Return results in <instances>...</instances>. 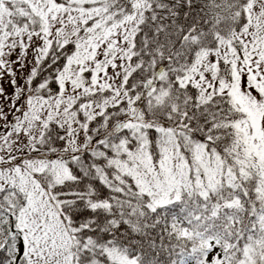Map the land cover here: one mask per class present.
Wrapping results in <instances>:
<instances>
[{
    "label": "snow or ice",
    "instance_id": "6c2138e0",
    "mask_svg": "<svg viewBox=\"0 0 264 264\" xmlns=\"http://www.w3.org/2000/svg\"><path fill=\"white\" fill-rule=\"evenodd\" d=\"M0 264H264V0H0Z\"/></svg>",
    "mask_w": 264,
    "mask_h": 264
}]
</instances>
